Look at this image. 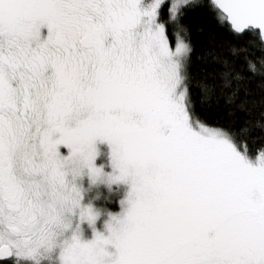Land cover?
I'll list each match as a JSON object with an SVG mask.
<instances>
[{
  "label": "snow or ice",
  "instance_id": "6c2138e0",
  "mask_svg": "<svg viewBox=\"0 0 264 264\" xmlns=\"http://www.w3.org/2000/svg\"><path fill=\"white\" fill-rule=\"evenodd\" d=\"M204 6L0 0L2 264H264V146L253 152L251 129L211 126L194 111L182 20ZM208 6L264 51V0ZM199 87L210 103L211 86ZM97 141L110 146L107 162L97 163ZM120 183L130 190L112 213L103 205Z\"/></svg>",
  "mask_w": 264,
  "mask_h": 264
},
{
  "label": "trees",
  "instance_id": "16d2710c",
  "mask_svg": "<svg viewBox=\"0 0 264 264\" xmlns=\"http://www.w3.org/2000/svg\"><path fill=\"white\" fill-rule=\"evenodd\" d=\"M204 5L189 11L182 20L187 28L186 38L193 49L190 73L192 97L196 101L194 111L211 126L236 130L243 127L251 129L247 144L255 152L264 146V128L257 126H264V75L249 71L247 60L255 63L258 70L264 71V66L260 63L261 59H264V51H261L258 45H253V37L237 38L221 26L208 6V0H204ZM161 19H168L166 7L162 8ZM173 31V26L169 24L167 34L172 45L175 44ZM233 48L238 50L236 54H233ZM225 60L228 61L227 68ZM227 70L232 73L228 77L231 85L225 87L222 74ZM236 74L243 79H233ZM201 83L211 86L212 90L208 93L211 102L208 104L200 103ZM238 84L240 87L234 102L227 103V97ZM103 206L110 211L119 209L117 200Z\"/></svg>",
  "mask_w": 264,
  "mask_h": 264
},
{
  "label": "rangeland",
  "instance_id": "374dc122",
  "mask_svg": "<svg viewBox=\"0 0 264 264\" xmlns=\"http://www.w3.org/2000/svg\"><path fill=\"white\" fill-rule=\"evenodd\" d=\"M96 147L102 153L101 157L98 158L97 163L100 164L101 162H107L108 159H109L110 150H111L110 146L107 144V142H103L102 143L100 141H97L96 142ZM62 151H66V150L62 149ZM106 171L111 172L112 169L109 167V168H106ZM85 185H87V178H85ZM113 188L115 189V194H116V199L115 200L118 201L119 209L117 211H111V212L112 213H119L121 211L119 200L123 199L126 196L127 192L130 190V185L129 184L120 183V184H117V185H113ZM108 203L112 204V203H114V200H112L110 202H107L106 204H108ZM105 219H107V217H102L100 220L97 221V224H96L97 230L104 231V220ZM82 227L84 228L86 238H91V235H92L91 228H89L87 226V224L83 225Z\"/></svg>",
  "mask_w": 264,
  "mask_h": 264
}]
</instances>
